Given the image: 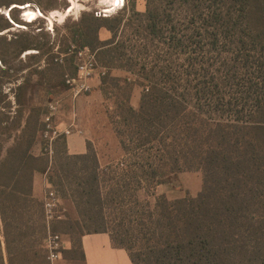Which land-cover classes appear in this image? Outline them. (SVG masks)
Here are the masks:
<instances>
[{
    "label": "trees",
    "instance_id": "obj_1",
    "mask_svg": "<svg viewBox=\"0 0 264 264\" xmlns=\"http://www.w3.org/2000/svg\"><path fill=\"white\" fill-rule=\"evenodd\" d=\"M13 1L0 0V8ZM8 27L2 18L0 32ZM74 27L72 43L96 50L107 70L101 84L121 71L125 86L132 76L146 85L138 108L121 104L120 112L134 146L120 140L124 152H156V163H138L136 177L171 186L181 173L200 171L202 188L195 197L164 193L141 213L140 229L152 241L141 256L106 224L88 146L68 155L65 138L56 140L49 167L45 156L29 154L30 143L4 154L0 145V264H52L44 240L63 224L71 248L61 255L78 253L82 264L81 237L90 233L109 234L132 264H264V0H145L143 12L83 13ZM101 28L108 40L99 39ZM36 171L56 194L66 180L75 185L69 198L78 221L65 225L64 215L50 230L43 201L32 194ZM124 200L115 194L109 203Z\"/></svg>",
    "mask_w": 264,
    "mask_h": 264
},
{
    "label": "rangeland",
    "instance_id": "obj_2",
    "mask_svg": "<svg viewBox=\"0 0 264 264\" xmlns=\"http://www.w3.org/2000/svg\"><path fill=\"white\" fill-rule=\"evenodd\" d=\"M108 1L110 3L112 0H74V8L68 11L69 0H14L10 7L27 3L30 6L26 10L39 12L43 17L32 22L22 20L21 25L19 24L20 28L12 26L0 34V99L11 95L13 89L21 82L24 73L16 75L15 71L29 67L26 74L31 71L37 72L33 85L40 84L32 94L36 102L45 103L51 96L66 100L65 88L67 86L64 78L65 75L73 76L71 74L75 73V59L72 55L65 54L71 46H79L72 43V37L74 26L79 23L81 15L83 13L106 14V16L118 13L126 15L129 8L135 5L133 4L134 0H128L121 9L111 13L112 11H105L109 4ZM12 7L13 9L8 13L11 19L17 20L25 17L23 16L25 11L16 6ZM8 9L7 7L0 8V25H2V18H7L5 14ZM49 21L53 23L52 30H50ZM36 46L41 49L36 50ZM24 47L29 49L27 51L29 55L22 57V48ZM56 58H62V62H56ZM10 70L13 71L12 76L9 73ZM125 75L124 72L113 71L109 78L113 77L115 81L108 79L105 84H101L100 81L99 87L96 88L99 93L83 101L82 104H78L74 100L73 106L75 105L76 109V121L82 124L83 135L89 140L87 146L94 153L99 164L100 189L104 202L106 224L110 230H113L117 240L123 238V243L130 247L132 254L139 253L144 256L147 246L152 241H146L140 229L139 220L144 219L141 213L147 207L153 209L156 198L165 192H169L171 197L174 195L173 192L184 190V185L191 190L202 187V174L200 171L183 172L180 174H184L181 178L182 181L177 177L171 186H155L150 184L148 179L136 177L140 174L138 163L145 165L156 163L154 158L156 152L153 148L154 152L146 150L139 151V154L138 151L125 153L121 147L120 140L122 139L131 148L134 147L127 140L126 135L129 133V127L122 122L121 104L137 109L141 94L145 92L146 87V85L134 84L136 80L134 76L128 79L129 85L125 86L121 82ZM116 79L118 80L116 81ZM71 103L64 104L63 111H66L67 115L70 112ZM117 131L122 132L123 136L120 137ZM51 163L48 160L49 167H51ZM70 170H72V163L68 166V171ZM67 174L68 176L66 177L64 174L63 178L72 176V173L67 172ZM68 181L70 180L68 179ZM50 188L56 193L55 188ZM56 189L60 199L58 213L61 218L49 223L51 231H53L55 223L65 220L66 215L68 220L65 225L78 221L76 210L69 198L72 193L76 194L75 185L72 182L68 184L66 180L64 187H56ZM115 194L125 197V200L120 204L114 202L110 204L109 199ZM64 215L65 218H63ZM63 228L64 224L55 233L63 236L62 250H68L71 248V244L68 236L64 234ZM66 257L75 259L67 261ZM52 264H82V262L79 260L78 253H73L71 256L68 253H62L61 257Z\"/></svg>",
    "mask_w": 264,
    "mask_h": 264
},
{
    "label": "crops",
    "instance_id": "obj_3",
    "mask_svg": "<svg viewBox=\"0 0 264 264\" xmlns=\"http://www.w3.org/2000/svg\"><path fill=\"white\" fill-rule=\"evenodd\" d=\"M104 1V0H103ZM70 6L67 7L68 11H71L74 8V0H69ZM109 3V1H108ZM107 3V4H108ZM113 5L111 6V4ZM134 10L137 12H143L145 10V0H135L133 3ZM12 6H16L17 8L25 11L26 18L21 17L20 19H11L9 16V12L13 9ZM9 7L8 12L5 14L7 18H5L10 27L0 32V34L12 26L20 28L21 21L32 22L37 20V18L43 17L39 12H30L26 10L30 4H23L20 6L12 5ZM110 6V7H109ZM123 3L121 0H112L106 7L105 11H112L114 13L116 10L121 9ZM5 13V12H4ZM100 15V14H98ZM102 16H106L102 15ZM20 24V25H19ZM50 30H52L53 23L49 21ZM99 39L101 41L108 40L111 37V33L101 28L98 32ZM41 47L36 46V50H40ZM29 49L22 48V57L29 55L27 52ZM29 67H23L18 71H15V74L19 75L24 73L21 78V82L18 83L17 87L13 89L11 95H7L0 99V145L3 146V154L5 150L9 147H14L15 144H19V148H25L28 143H30L29 154L34 158H41L42 150H41V130L43 126V118L44 115L48 112V104L50 102H57L59 105V109L57 111L55 120L58 124H60L61 128L68 125L72 119L75 120L76 126L83 131L82 124L76 121V109L75 105L73 106V99L69 92V89L66 87V100H60L56 97H50L47 102L39 103L34 99V95H32L36 87L40 86V84H35V78L37 76L36 71H31L26 74ZM10 75H13V71H9ZM100 81L94 79L92 84L94 89L88 95L79 96L74 102L77 101L78 104H82L83 101L88 98L94 96L99 93L96 89L99 87ZM68 102L70 105V112L67 114L66 111H63L64 104ZM88 138L84 135L80 136L77 134L71 135L65 139V148L68 155H83L87 152V142ZM4 156V155H2ZM183 175H179L180 181L183 178ZM32 183V194L34 198L43 201L46 190L50 187L46 180V175L43 172L36 171L34 172ZM182 183V182H181ZM201 188L196 190H191L187 186L184 185V190L191 196L195 197L200 191ZM165 194L169 196V192H165ZM174 194V193H173ZM175 195V196H174ZM171 197H181L184 195V192H178ZM82 249L84 252L85 261L84 264H132L128 253L126 250L122 248H116L112 246L111 239L109 234L107 233H90L84 234L81 237Z\"/></svg>",
    "mask_w": 264,
    "mask_h": 264
},
{
    "label": "built area",
    "instance_id": "obj_4",
    "mask_svg": "<svg viewBox=\"0 0 264 264\" xmlns=\"http://www.w3.org/2000/svg\"><path fill=\"white\" fill-rule=\"evenodd\" d=\"M123 5L128 0H121ZM135 1V0H134ZM65 55H72L75 59V74L73 76L65 75L64 82L73 100L79 96L88 94L93 91L94 86L92 81L94 79L101 80L106 75L107 70L99 66L96 57V51L88 46H71ZM63 57V56H61ZM56 62H62V58H56ZM59 109L58 103L50 102L48 104V112L43 118V128L41 132L42 138V155L52 162L54 156V143L61 138H68L71 135L77 134L82 136L83 132L75 123V120L61 128L55 120L57 111ZM60 199L50 187L46 190L43 198V209L45 214V221L47 226L52 220H58L61 215L58 213ZM63 236L60 234L48 232L44 240V247L48 251V260L52 263L61 257V250L63 249Z\"/></svg>",
    "mask_w": 264,
    "mask_h": 264
},
{
    "label": "bare ground",
    "instance_id": "obj_5",
    "mask_svg": "<svg viewBox=\"0 0 264 264\" xmlns=\"http://www.w3.org/2000/svg\"><path fill=\"white\" fill-rule=\"evenodd\" d=\"M113 5V3L111 4V6ZM110 7V6H109Z\"/></svg>",
    "mask_w": 264,
    "mask_h": 264
},
{
    "label": "flooded vegetation",
    "instance_id": "obj_6",
    "mask_svg": "<svg viewBox=\"0 0 264 264\" xmlns=\"http://www.w3.org/2000/svg\"><path fill=\"white\" fill-rule=\"evenodd\" d=\"M23 18H26V17H23Z\"/></svg>",
    "mask_w": 264,
    "mask_h": 264
}]
</instances>
